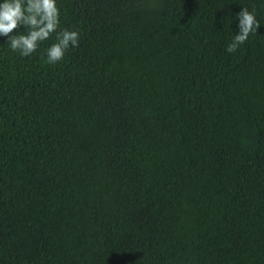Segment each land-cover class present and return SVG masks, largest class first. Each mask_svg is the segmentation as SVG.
Returning <instances> with one entry per match:
<instances>
[{"label": "trees", "instance_id": "obj_1", "mask_svg": "<svg viewBox=\"0 0 264 264\" xmlns=\"http://www.w3.org/2000/svg\"><path fill=\"white\" fill-rule=\"evenodd\" d=\"M56 3L60 62L0 37V264H264V0Z\"/></svg>", "mask_w": 264, "mask_h": 264}, {"label": "clouds", "instance_id": "obj_2", "mask_svg": "<svg viewBox=\"0 0 264 264\" xmlns=\"http://www.w3.org/2000/svg\"><path fill=\"white\" fill-rule=\"evenodd\" d=\"M237 34L227 44L225 51L235 53L245 43L249 34L258 30L260 23L255 11L241 7L236 13ZM24 28L20 34H13ZM56 33V42L46 50L48 64L64 59L67 50L79 45V32L60 28V10L56 0H3L0 2V37H5L10 49L27 57L36 52L39 45Z\"/></svg>", "mask_w": 264, "mask_h": 264}]
</instances>
